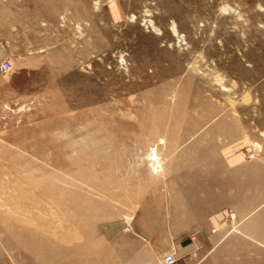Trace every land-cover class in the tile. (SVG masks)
<instances>
[{
  "label": "rangeland",
  "instance_id": "374dc122",
  "mask_svg": "<svg viewBox=\"0 0 264 264\" xmlns=\"http://www.w3.org/2000/svg\"><path fill=\"white\" fill-rule=\"evenodd\" d=\"M5 60L0 261H99L194 181L264 185V0H0Z\"/></svg>",
  "mask_w": 264,
  "mask_h": 264
},
{
  "label": "crops",
  "instance_id": "0c3cea01",
  "mask_svg": "<svg viewBox=\"0 0 264 264\" xmlns=\"http://www.w3.org/2000/svg\"><path fill=\"white\" fill-rule=\"evenodd\" d=\"M263 186L240 184L232 187L233 192L228 187L221 203L217 198H200L198 204L194 181L191 187L170 193L160 207L139 208L129 223L123 216L106 222L100 230L103 259L76 264L95 260L96 264H157L170 252L177 258L175 264L254 263L255 241L264 242ZM232 213L243 218L239 229L232 224ZM0 264L12 262L2 259ZM55 264L75 263L65 257Z\"/></svg>",
  "mask_w": 264,
  "mask_h": 264
},
{
  "label": "built area",
  "instance_id": "2783aa9c",
  "mask_svg": "<svg viewBox=\"0 0 264 264\" xmlns=\"http://www.w3.org/2000/svg\"><path fill=\"white\" fill-rule=\"evenodd\" d=\"M12 67V62L11 60H5L4 62H2L0 64V71H2L3 73H7L10 71ZM129 226V225H128ZM177 261V258L175 256L174 253L170 252V253H166L164 256H162L159 260L157 264H175Z\"/></svg>",
  "mask_w": 264,
  "mask_h": 264
}]
</instances>
